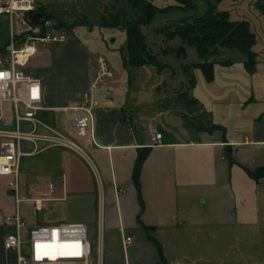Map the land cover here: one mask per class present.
Listing matches in <instances>:
<instances>
[{
    "label": "crops",
    "instance_id": "obj_1",
    "mask_svg": "<svg viewBox=\"0 0 264 264\" xmlns=\"http://www.w3.org/2000/svg\"><path fill=\"white\" fill-rule=\"evenodd\" d=\"M37 2L46 12L63 11L64 16L70 13V7L58 5H69L73 0ZM222 2L219 9H223ZM176 3L168 0L160 7ZM257 14L262 20L258 27L249 17L230 15L232 19L249 20L256 33L255 72L245 68V56H228L229 51L222 48L216 57L213 80L207 81L202 70L193 67L196 82L189 85L190 97L189 89L185 94L174 90L178 97L187 99V106L178 109L165 103L167 94L161 86L167 81L163 76L161 82L146 84V78L140 75V68L150 63L127 64L137 68L136 81L130 69L128 76H122L123 85H99L96 97L89 51L79 33L75 37L71 30L78 20L72 24L59 18L57 23L64 21L63 28L70 32L68 38L39 46L24 68L42 83L44 109L34 119L18 124L12 102L1 101L0 97V130H16L19 125L20 130L25 126L29 129L24 131L39 135L56 130L72 137L61 108L93 95L99 102L95 108V143L81 140L86 146V155H82L44 139H26L32 148L22 152L32 156V165L29 163L28 171L20 177L19 202L8 187V177L0 175V264L16 257L3 244L6 233L13 228L5 221L7 215L20 213L27 227L56 224L66 217L58 216V207L65 209L64 202H69V218L86 223L99 217L101 233L95 249L99 264H264V177L256 180L247 171L264 166V16L259 11ZM178 47L163 50L177 54L174 49ZM157 66L161 72L164 63L159 61ZM122 88H126V99L114 103L112 98ZM154 112L159 116L157 128ZM146 118L152 122L149 124ZM140 121L145 123L144 134L138 129ZM155 133L162 134L159 143H152ZM4 139L0 136V144ZM143 148L149 151L139 177L141 204L133 170ZM41 153L46 154L42 160L48 166L45 174L61 171L63 176L68 175L77 162L82 164L81 158L96 170L99 186L97 181L82 176L70 183L67 178L62 194L57 196L56 182L49 181L56 185V196L41 197L47 182L40 180L42 174L37 173L34 162V156ZM34 186L36 191L32 190ZM29 193H33V200L26 199ZM32 201L36 203L35 217L28 210L27 202ZM50 201L57 202L48 207L55 215L39 220L38 211ZM60 201L64 202L58 204ZM22 202L26 203L24 208ZM148 233L161 245L163 258ZM126 236L131 240L126 241Z\"/></svg>",
    "mask_w": 264,
    "mask_h": 264
},
{
    "label": "built area",
    "instance_id": "obj_2",
    "mask_svg": "<svg viewBox=\"0 0 264 264\" xmlns=\"http://www.w3.org/2000/svg\"><path fill=\"white\" fill-rule=\"evenodd\" d=\"M39 11L41 9L37 0H0V16H7L11 22L10 41L4 48L7 58L6 61L0 60V96L2 101L13 102L18 124L22 120L34 119L38 111L44 109L42 83L29 75L24 66L40 45L62 41L69 36L65 28L52 22L43 12L38 24L33 13ZM106 77H113V73L108 68L106 58L99 55L98 73L93 87H97ZM20 105L24 108L23 114L20 113ZM97 105L98 100L91 95L81 103L61 108L68 118L72 137L56 130L52 134L39 135L34 131H22L19 125L16 130H0V136L7 138L0 144V175L8 177V187L16 194L18 202L21 200V141L44 139L52 145H61L86 155V146L81 140L95 141L94 119ZM161 139V133H155L151 137L152 143H159ZM45 184L41 197L55 198V183ZM32 190L36 191V186ZM32 194L26 199L33 200ZM5 221L13 228L6 233L4 247L16 253L15 259L9 260L7 264H99L97 250L89 240L88 225L82 221L27 227L18 212L7 215ZM125 238L126 241L131 240L130 236Z\"/></svg>",
    "mask_w": 264,
    "mask_h": 264
},
{
    "label": "rangeland",
    "instance_id": "obj_3",
    "mask_svg": "<svg viewBox=\"0 0 264 264\" xmlns=\"http://www.w3.org/2000/svg\"><path fill=\"white\" fill-rule=\"evenodd\" d=\"M152 1L158 6H160L162 4H165L168 0H159V1L152 0ZM223 1L224 2L220 4V8L230 11V15L232 14L233 16H236L238 18L249 17L254 27H258L261 25L262 23L261 17L259 14H257L258 11L261 14V11L257 5L258 0H223ZM192 2L195 4V7L189 10L172 9L165 13L158 12L156 13L155 17L150 23L142 27L143 32L146 35V44L149 50H151L153 53L156 54L158 60L161 63H164V66L162 67V71L159 72V68L157 66L158 64L155 65L153 63H150L144 68H140V75L146 78V84H154L155 82L157 83L161 82V76H163L164 80L167 81V84L162 85L161 89L164 93L167 94L165 103L168 106H173L170 107L171 109H178L180 107L187 106L186 103L187 99L185 97H178V95L175 94L174 90H178L182 92L181 94H183L184 91L186 93V91L189 89L188 96L190 97V93L192 92V87L189 86L190 85V80L188 78L189 74L187 72L185 73L184 65L186 63L189 64L196 63L201 59L194 45H186L187 55L185 57L178 56L175 52H171L170 50L169 52L168 51L165 52L163 49H165L166 47L175 48L181 45L183 43L182 39L179 36H175L173 38L167 39L164 37V35L160 33H156L155 30L157 27H161L172 20L186 18V17H188V20H191L194 16L202 14L208 6L207 1L205 0H192ZM58 6L61 7L67 6V8L70 7L69 8L70 13L63 16L62 14L63 11H58V10L53 11L52 14L50 15V19L54 23H57L59 18H64L65 21L68 23H73L74 19L78 20L77 24L71 27L72 28L71 30L72 33L75 34V37H77V33H79L80 41H82L85 44V46L89 51V65H90L91 79H93L94 81L98 73L99 55H102L106 58L108 68L114 74L113 77H106L105 79H103V81H101L97 85V87L99 85L100 87L106 86L108 83L111 85L114 84L117 87L123 85L124 79L122 78V76L125 75L128 76L130 69L131 70L133 69L131 74L133 79H135L136 81L137 75L135 74V71L137 70V68L129 67V65L124 64V60L128 56V48L126 44V40H127L126 30L121 27L102 25L103 16H106L108 18L110 17L111 12L118 11L122 7L128 8L129 7L128 0H73V2L70 3L69 5L61 4ZM10 33H11L10 19L5 15L0 16V60L3 61H6L7 58V53L5 52V50L3 51V49L10 41ZM225 49L226 51H229L227 52L228 56L235 55L236 57L237 56L244 57V54L237 49L234 50L229 48H225ZM125 86H127V84ZM97 87L93 89V93L94 91L96 92V97L98 96V90L96 89ZM158 90L159 89H156V96L158 94ZM124 92H126V88H122V90H120V92H118L114 96V98H112V101L116 103L117 102L116 100H125L126 97L123 95ZM158 107L161 108L159 105ZM6 108H7V103H6ZM172 111L173 113H177L176 110H172ZM13 113H14V109H13ZM20 113L22 114L24 113V108L22 105H20ZM60 113L64 114L62 111ZM1 114H2V110H1ZM145 114L146 113L144 112V115ZM163 118L164 117H162V119ZM188 119L191 120L192 118L188 117ZM146 121L149 122L150 124L152 122V119L146 118ZM140 122L141 123H139L138 129L141 131V133L144 134L146 133V131L145 132L143 131L145 123L142 121ZM194 122L195 124H198L199 121L195 120ZM153 123L154 126L157 128L159 123V116L158 114H156V112H154L153 115ZM94 126H95V119H94ZM21 129L24 131V130H28L29 128L23 126L21 127ZM160 129L163 130L162 127ZM54 131L52 133H54ZM94 139H95V128H94ZM29 143L31 142L27 140H22L20 145L21 150L26 151L28 149H31L32 146ZM92 143H95V141ZM45 155L46 154L41 153L34 156L35 158L34 162L36 164V167L35 166L34 167L37 168L38 174H42L40 177L41 181L56 182L58 188V192H56L57 196H60L62 194V187L65 186V182L67 178L69 183L71 181H75L76 178L79 176H82L83 178L93 183H95L96 181L97 183L99 182V177L94 167L88 165L81 158L79 159V161H81L82 164L80 165L77 162V166L72 168L71 172L68 175L63 176V172L61 171L53 172L51 170H49V172H53L51 173V175L45 174L48 173L47 171L48 166L47 165L45 166V164L42 162V160L45 159ZM31 159L32 156H26V154H22L20 156V163H19L20 177L22 174L28 171L27 165L29 163L30 165H32L30 162ZM41 168L43 169L41 170ZM35 195L36 197L39 196L40 192L39 191L35 192ZM30 196L31 193H29L28 197ZM61 202L64 201H60L58 202V204ZM27 203L29 204L28 210L31 212V216L34 215L35 217L34 204L36 203L33 201ZM25 204H26L25 202H22L23 208ZM53 204H57V202L54 201L47 202V205L44 208H41L40 211H38L39 220L43 218L44 220H47L46 217L48 218V216L55 215L54 211L48 208L53 206ZM64 205H65L64 210H62L61 206L58 207V216H61L63 214L67 218L62 217L59 221L60 222L80 221L78 219L69 218V212H70L68 208L69 202H64ZM94 208L95 207H93L92 209V213L94 211ZM86 223L88 225L89 240L92 243L93 248L96 249L97 241L101 233L99 227L100 225L99 217L98 219L95 220L92 219L86 221Z\"/></svg>",
    "mask_w": 264,
    "mask_h": 264
},
{
    "label": "trees",
    "instance_id": "obj_4",
    "mask_svg": "<svg viewBox=\"0 0 264 264\" xmlns=\"http://www.w3.org/2000/svg\"><path fill=\"white\" fill-rule=\"evenodd\" d=\"M176 1V4L160 7L152 0H128V8L122 7L118 11L111 12L110 17H102V25L121 27L126 30L128 56L124 60L125 65L142 66L148 63L159 64L156 56L149 50L146 44V35L142 27L150 23L158 12L165 13L172 9L189 10L195 7L192 0ZM205 1H207L208 6L202 14L194 16L191 20H188V17L172 20L161 27H157L155 30L163 34L167 39L175 36H179L182 39V45L174 49L180 56L186 55V45H194L196 47L201 61L184 65V71L189 74L190 85H194L196 82L195 76L191 71L193 67L200 68L207 81L213 80L216 57L220 54L222 48L241 51L245 56V68L250 73L255 72L257 52L253 49V46L257 41V36L251 28L250 21L247 19H232L229 11L219 9L218 5L222 0ZM257 5L264 15V0H258ZM40 9L46 17L50 18L51 13L43 10L42 7ZM59 26L63 27L66 24L61 20L59 21ZM183 94H185V91ZM191 100H194V98ZM214 126L217 127V125ZM211 128L208 129L211 130ZM148 151L149 148L140 149L133 170V182L138 190L141 204H143V201L139 177ZM247 171L256 180L264 177V166H259L256 169H247ZM142 226L148 230L147 226L144 224ZM148 237L157 244L160 256L163 258L159 242L149 233Z\"/></svg>",
    "mask_w": 264,
    "mask_h": 264
},
{
    "label": "water",
    "instance_id": "obj_5",
    "mask_svg": "<svg viewBox=\"0 0 264 264\" xmlns=\"http://www.w3.org/2000/svg\"><path fill=\"white\" fill-rule=\"evenodd\" d=\"M43 13L42 12H34L33 13V17L35 19V21L39 24L41 22V17H42Z\"/></svg>",
    "mask_w": 264,
    "mask_h": 264
},
{
    "label": "bare ground",
    "instance_id": "obj_6",
    "mask_svg": "<svg viewBox=\"0 0 264 264\" xmlns=\"http://www.w3.org/2000/svg\"><path fill=\"white\" fill-rule=\"evenodd\" d=\"M0 160H1V158H0ZM55 239V238H54Z\"/></svg>",
    "mask_w": 264,
    "mask_h": 264
}]
</instances>
